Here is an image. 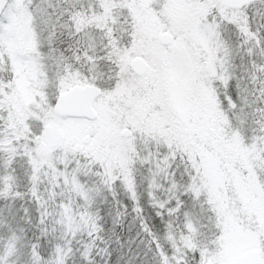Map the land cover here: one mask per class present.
Wrapping results in <instances>:
<instances>
[{
    "label": "snow or ice",
    "instance_id": "snow-or-ice-1",
    "mask_svg": "<svg viewBox=\"0 0 264 264\" xmlns=\"http://www.w3.org/2000/svg\"><path fill=\"white\" fill-rule=\"evenodd\" d=\"M0 264H264V0H0Z\"/></svg>",
    "mask_w": 264,
    "mask_h": 264
}]
</instances>
